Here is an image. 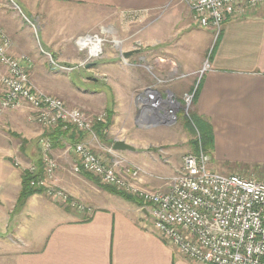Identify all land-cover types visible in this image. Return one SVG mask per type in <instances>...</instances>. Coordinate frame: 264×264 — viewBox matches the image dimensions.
I'll return each instance as SVG.
<instances>
[{
  "label": "crops",
  "instance_id": "crops-1",
  "mask_svg": "<svg viewBox=\"0 0 264 264\" xmlns=\"http://www.w3.org/2000/svg\"><path fill=\"white\" fill-rule=\"evenodd\" d=\"M36 2L43 4L44 12L49 4L54 9L86 8L98 13L113 10L120 14L136 13L144 17L147 21L143 29L144 52L140 53L141 49L134 46L125 48V56L129 54L128 66L131 68L120 69V59H116L108 50L107 56L97 66L99 81L108 82L115 98L125 100L122 106L127 107V112L124 110L122 114L129 119L136 107L140 119L145 120L153 115L156 120L164 119L161 113L166 108L168 96L181 101L199 88L195 109L212 125L214 157L233 163L264 164V3L229 16L220 35L216 37L212 29L200 26L194 19L188 8V0ZM18 3L21 5V0ZM46 15L51 20L54 12L47 11ZM30 16L34 21L38 19ZM10 19V16L4 15V30L12 38L11 53L16 56V47L20 41L19 35L10 28ZM165 23L172 25L170 30L174 32L168 31L167 36L155 37L158 32L168 30ZM194 24L199 28H193ZM44 25L45 29L39 26V31L43 30V40L47 43V34L51 33L50 23ZM184 32L200 33L204 38L197 45L186 41L184 36L181 43L180 36ZM153 69L158 76L153 74ZM155 97L165 99L161 98L160 104L156 106ZM134 100H138L137 105ZM0 110L4 112L1 102ZM117 111L116 108L115 116H119ZM165 130L167 128L159 125L145 133L153 137L155 133ZM121 139L134 144L126 138ZM89 141L87 137L83 142ZM133 146L135 151L117 153L129 166L142 170L140 176L132 181L141 188L168 191L164 179L167 178L164 175L168 169L155 167L143 155L146 153L144 150L135 144ZM125 152L128 153L125 155ZM151 159L157 161L154 156ZM35 197L28 200L23 212H28L27 205ZM38 199L33 205L36 208L52 205L40 197ZM1 202L4 203V155L0 158ZM87 204L95 208L87 219L82 218L84 215L77 211H68L54 205L57 210L63 211L65 218L53 221L48 230L42 232L44 234L41 238H22L26 246L8 254L12 255V263L201 264L187 260L171 244L164 242L147 220L138 218L140 214L134 207L130 209L121 203L118 206L95 205L94 201ZM142 212L145 218L152 221L148 209L142 208ZM37 244L38 247L35 246Z\"/></svg>",
  "mask_w": 264,
  "mask_h": 264
},
{
  "label": "rangeland",
  "instance_id": "rangeland-1",
  "mask_svg": "<svg viewBox=\"0 0 264 264\" xmlns=\"http://www.w3.org/2000/svg\"><path fill=\"white\" fill-rule=\"evenodd\" d=\"M42 5L36 0H21L20 6L14 0H0V26L4 30V15L11 17L10 28L19 35L20 41L16 47L18 53L16 56H24V65L32 84L41 92L63 100L66 106L83 110L89 117L95 118L105 114V121L108 119L110 121L108 138L114 140L113 144L116 140L126 138L146 152L143 155L148 158V162L155 167H166L168 172L164 176L168 178L178 176L183 167L184 156L195 154L194 143L197 135L186 125L187 118L194 110V93L181 101L168 96L166 108L161 113L162 116L166 114V117H169L168 122L163 117L164 119L158 118L156 124H153L147 119H140L136 114V107L129 119L128 116L123 115L124 110L127 112V107L122 106L125 100L115 98L113 90L107 85L108 82L99 81L97 76L99 74L97 66L103 61V57L107 56V50L115 55L116 59H120V69L131 68L128 66V57L125 56V48L134 46L141 49L140 53L144 52L143 29L147 23L146 19L135 15L136 13L120 14L113 10L98 13L94 9L91 11L86 8L54 9L47 4L45 11L54 12V17L52 15L51 20H48ZM188 8L190 9V6ZM30 15L38 19L34 21ZM49 23L51 33L47 34L48 42L45 43L43 40L45 35L41 33L43 30L39 31V26L45 29L44 24ZM165 25L168 30L158 32L155 37L161 38L167 36L168 31L174 32L170 30L172 25L169 23ZM193 28L199 27L194 24ZM188 32L180 36L181 43H183L184 36L186 41L197 45L201 38H204L200 33L188 34ZM5 33L12 42L11 36L6 31ZM88 37L99 38L102 41V52L96 57L92 55L90 47L83 48L80 45L82 39ZM3 71L4 68L0 66V73ZM153 74L159 75L154 69ZM161 98L165 99L155 97L154 103L160 102ZM69 101L73 105H69ZM134 101L137 105L138 100ZM118 104L121 106L117 107ZM116 108L119 116H115ZM108 110L112 111L111 116L107 113ZM159 125H163V128L167 130L157 132L153 137L147 136L145 133L147 130ZM52 129L53 127L37 122L34 118V111L28 106L18 110L5 109L4 112L0 110V147L2 149H0V158L4 155V203H0V208H4L0 210V264H13L12 255L8 254L25 247L23 239L41 238L53 221L65 218L63 211L57 210L54 205L68 211H77L84 215V217L81 215L82 218L87 219L92 215L93 209L95 210L87 203L94 201L95 205L116 204L117 206L121 203L130 209L135 208L140 214L138 218L147 220L154 228L153 221L145 218V213L142 212V208L147 209V207H140L105 191L100 185H112L104 183L98 176L91 173L90 176H86L81 171L76 172L75 166L80 161L74 151V146L66 144L63 147H53L51 140L46 136ZM86 134L90 140L86 143L95 153L102 156L107 164L112 165V156L107 149H111L113 144L111 146L99 138L92 139L89 133ZM44 141L50 143L48 154L55 160L57 167L53 177L44 176L50 188L44 193L36 194L35 199L27 205L28 212L26 213L22 210L28 200L35 195L28 198L23 207L17 206L22 188V172L34 167L39 159L43 160ZM214 153L215 148L213 155H208L210 171L226 176L235 174L247 179L264 181V164L221 161L214 157ZM151 156H154L157 161L152 160ZM122 165L120 164L121 171L127 169V163L123 162ZM55 188L67 194V202L49 195V190ZM39 197L42 201L52 205H48L47 208L34 207ZM73 203L83 206L84 211L72 206ZM20 224L23 226H19ZM155 231L158 232L156 229ZM158 234L164 242H168L159 232ZM38 244L35 246L38 247ZM3 246L4 253L2 252ZM173 248L176 250L174 246Z\"/></svg>",
  "mask_w": 264,
  "mask_h": 264
},
{
  "label": "built area",
  "instance_id": "built-area-1",
  "mask_svg": "<svg viewBox=\"0 0 264 264\" xmlns=\"http://www.w3.org/2000/svg\"><path fill=\"white\" fill-rule=\"evenodd\" d=\"M194 19L204 28L212 29L216 37L229 16L245 8L256 7L264 0H188ZM93 56L102 52V41ZM83 38L82 42H86ZM81 45V44H80ZM82 46V45H81ZM83 48L90 45L82 46ZM12 42L0 26L1 106L18 110L26 106L34 111V118L47 127L62 124L73 126L97 139L94 126L105 121V114L89 117L79 108L38 90L26 70L24 56L11 53ZM160 102L156 103V106ZM108 132V131H106ZM48 141L43 142L44 176L53 177L57 164L48 154ZM112 165L93 151L86 142L74 145L79 158L75 171H85L112 186L141 198L146 204L154 228L187 260L201 264H264V181L239 175H221L209 170V156L203 151L187 154L183 167L174 178H164L168 191L137 186L132 180L142 173L140 168L127 167L112 148ZM123 161V162H122ZM120 164L122 166H120ZM31 171L35 167L30 168ZM33 185L50 188L44 177ZM53 198L67 202V194L55 188L49 190ZM79 209L83 206L71 204ZM91 211V209H88ZM84 211V210H82Z\"/></svg>",
  "mask_w": 264,
  "mask_h": 264
},
{
  "label": "trees",
  "instance_id": "trees-1",
  "mask_svg": "<svg viewBox=\"0 0 264 264\" xmlns=\"http://www.w3.org/2000/svg\"><path fill=\"white\" fill-rule=\"evenodd\" d=\"M14 2L20 6L18 0H14ZM198 90L194 93L193 96V103H194V110L190 114L189 118L186 120V125L190 128L191 131L196 133L197 139L195 140V154H199L200 151H203L207 155H213V151L215 148V138L214 132L211 123L205 118L204 116L200 115L197 110L195 109V104L198 99ZM109 116H111L112 111L108 110L107 112ZM110 127V121L98 122L95 125V131L97 137L102 142H107L112 146L113 141L108 138V131ZM52 142L53 147L65 146L67 143L74 146L79 142H83L87 138V134L76 129L73 126H69L64 128L62 124H58L57 126L53 127L51 132L47 133L46 135ZM35 170L31 171L30 169H25L22 172V188L20 191V197L18 200V207H23L26 203L27 199L33 195L44 193L46 188L33 185L32 181L37 180L41 177H44V163L42 159H39L35 164ZM84 175L90 176V173L81 171ZM259 175V174H258ZM262 181V180H260ZM100 185V184H99ZM101 188L105 189L114 195L124 198L127 201L133 202L140 207H149V204H146L141 198L130 194L126 191H122L117 189L113 186L108 185H100ZM69 208V207H67Z\"/></svg>",
  "mask_w": 264,
  "mask_h": 264
},
{
  "label": "water",
  "instance_id": "water-1",
  "mask_svg": "<svg viewBox=\"0 0 264 264\" xmlns=\"http://www.w3.org/2000/svg\"><path fill=\"white\" fill-rule=\"evenodd\" d=\"M128 55H129V54H126V56H128ZM156 103H157V102H156ZM141 117H143V115H141ZM154 118H155V116L153 115V117H148L147 120H149L150 122L152 121L153 124H156V119H154ZM165 119H166V121L168 122L169 117H166V114H165ZM175 119H176V118H174V120H175ZM166 121H165V122H166ZM152 122H151V123H152ZM165 122H161V123H165ZM157 123H158V122H157ZM112 148H113V150H115V151H135V150H136V148H135L133 145L127 143V142L124 141V140H116V141L114 142Z\"/></svg>",
  "mask_w": 264,
  "mask_h": 264
},
{
  "label": "bare ground",
  "instance_id": "bare-ground-1",
  "mask_svg": "<svg viewBox=\"0 0 264 264\" xmlns=\"http://www.w3.org/2000/svg\"><path fill=\"white\" fill-rule=\"evenodd\" d=\"M100 40L94 38V37H88L86 42H82L81 45L85 46L90 45L91 46V52L92 54L97 51V44H99Z\"/></svg>",
  "mask_w": 264,
  "mask_h": 264
}]
</instances>
